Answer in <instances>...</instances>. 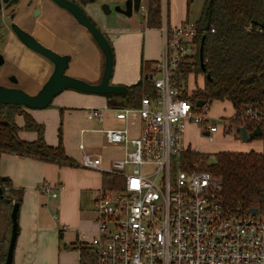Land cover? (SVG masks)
<instances>
[{
	"label": "crops",
	"instance_id": "0c3cea01",
	"mask_svg": "<svg viewBox=\"0 0 264 264\" xmlns=\"http://www.w3.org/2000/svg\"><path fill=\"white\" fill-rule=\"evenodd\" d=\"M126 1L95 0L83 6V9L112 46L115 70L110 83L130 87L147 77L148 73L150 76L155 74L162 55L163 36L160 29L148 28L146 25L145 13L141 9L147 10L148 0H141L139 13L130 17L116 11L117 8L125 9ZM195 1L163 0L166 24L171 27L184 22L196 24L206 0H202L198 7L197 21L192 22ZM104 5L109 6V14L102 10ZM31 29L50 48L61 55L71 56L67 71L69 76L90 84L101 82L105 57L89 32L68 12L59 13L52 8L44 23L36 20ZM12 40L9 50H5L6 59L12 68L6 69L5 76L15 74L19 80L18 88L36 95L52 75L53 68L36 54L24 53V47ZM5 78L0 82L2 85L7 83ZM229 105L230 115L217 118L233 115V107L231 103ZM90 109L104 110V122L88 120ZM119 109L109 106L106 95L83 94L71 89H65L45 110L26 109L38 124L45 127L44 137L50 146H58L61 130L66 154L76 165H59L18 154L0 156V177L6 181L4 188L12 197L11 206L21 198L13 264H80L84 256L82 250L88 253V243L98 234L94 217L95 201L101 191L107 190L104 177L108 173L104 169L124 155L122 148L106 142L102 130L129 127L132 136L140 132L141 121L137 115H131L127 123L116 120L115 111ZM16 124L21 128L19 137L22 140H37L36 132L24 129L25 120L22 116L17 117ZM226 135L219 132L216 138ZM232 137L237 143L233 142L232 147H223L215 153L264 152L262 139L245 143L236 132ZM197 138L204 140L200 127H189L187 143L200 147ZM91 142L96 145L89 144ZM81 145H84V149L80 148ZM85 155L99 161L98 166L102 169L84 167L82 160ZM44 185L63 186V189L58 191V197L53 198L42 193L41 187ZM11 206H0V216L4 219L0 221V246L6 250L12 232L9 221Z\"/></svg>",
	"mask_w": 264,
	"mask_h": 264
},
{
	"label": "built area",
	"instance_id": "2783aa9c",
	"mask_svg": "<svg viewBox=\"0 0 264 264\" xmlns=\"http://www.w3.org/2000/svg\"><path fill=\"white\" fill-rule=\"evenodd\" d=\"M163 20L162 55L151 75L156 97L115 111L123 123L137 115L139 135L132 136L129 127L102 130L109 145L124 151L104 169L121 185L97 196L98 234L80 264H264V217L229 212L210 173L184 169L182 156L201 152L187 143L189 127H200L204 140L213 143L219 132L228 135L229 123L222 118L211 123L210 106L199 108L173 84L180 65L199 53L198 32L190 22L169 26L165 13ZM247 115L260 117L251 110ZM87 118L103 123L105 111L90 109ZM98 163L89 155L82 160L86 168L102 169ZM61 189L41 187L53 198Z\"/></svg>",
	"mask_w": 264,
	"mask_h": 264
},
{
	"label": "trees",
	"instance_id": "16d2710c",
	"mask_svg": "<svg viewBox=\"0 0 264 264\" xmlns=\"http://www.w3.org/2000/svg\"><path fill=\"white\" fill-rule=\"evenodd\" d=\"M209 1L206 0L195 24L199 53L180 65L172 82L183 97L194 104L198 101H205L209 106L214 102L231 103L234 113L225 118L229 123L228 135L238 133L237 128L242 126L251 132L258 124H264V0H213L211 7ZM145 21L148 28L162 27L163 0H148ZM189 75L196 78L202 75L203 87L195 86L193 91L190 90L187 86ZM128 89L129 92L121 97L106 95L109 106L116 109L137 107L144 97L157 95L149 73ZM248 110L257 113L259 119L247 115ZM18 116L25 120L24 129L37 133V140L29 142L19 137ZM44 132L45 127L38 124L24 107L0 105V156L18 154L75 166L66 154L61 130L56 147L46 142ZM260 139L264 140V137L255 140ZM211 155L187 151L182 156L184 169L210 173L220 183L219 195L229 212L245 214L258 208L260 216L264 217V152L224 151ZM212 157L214 163L210 164ZM104 179L105 189H118V177L108 174ZM5 183L0 177L4 193L0 205L11 206L13 200L4 188ZM6 199L11 202L7 203ZM20 202L19 197L17 203ZM7 251L0 246V264H5ZM82 254L87 257L85 250Z\"/></svg>",
	"mask_w": 264,
	"mask_h": 264
},
{
	"label": "water",
	"instance_id": "95a60500",
	"mask_svg": "<svg viewBox=\"0 0 264 264\" xmlns=\"http://www.w3.org/2000/svg\"><path fill=\"white\" fill-rule=\"evenodd\" d=\"M60 8L68 12L77 23L84 27L91 37L94 39L105 57V69L99 84H90L81 79L71 77L67 74L69 69L71 56L61 55L52 49H49L39 43L33 36L16 27L14 30L20 41L30 50L48 59L53 65L54 70L50 78L43 85L41 90L36 95H30L19 88H8L0 85V105H14L24 107L28 110H45L49 108L53 100L60 95L65 89H71L83 94L95 95H115L124 96L129 92L126 86H116L110 83L114 70V53L112 46L105 36V34L98 28V26L91 21L85 10L78 4L70 0H51ZM93 1V0H92ZM213 0L209 1L211 7ZM141 7V0H127L125 9L117 8L116 11L126 16L138 14ZM102 10L105 13H110L111 10L108 5H104ZM209 27V22L207 28ZM201 57L203 52V45L201 46ZM203 63V60H201ZM204 66V65H203ZM204 68V67H203ZM206 105L205 101H198L199 108ZM239 139L242 142L248 143L258 137H264V124H258L256 128L249 132L247 127L242 126L237 128ZM208 135V133H205ZM4 198L3 188L0 186V199ZM7 203L11 201L6 199ZM20 204L14 203L11 213L12 232L10 243L7 251L5 264H13L14 253L18 239V215ZM252 216L259 215L258 208H252L248 211Z\"/></svg>",
	"mask_w": 264,
	"mask_h": 264
},
{
	"label": "flooded vegetation",
	"instance_id": "af4514ba",
	"mask_svg": "<svg viewBox=\"0 0 264 264\" xmlns=\"http://www.w3.org/2000/svg\"><path fill=\"white\" fill-rule=\"evenodd\" d=\"M70 1L78 4L82 8L83 6L89 5L91 2H95V0ZM52 8L59 13L62 11L66 12L51 0H0V82H3V78L5 77V81L7 82L5 83V85H2L0 83L1 86H5L8 88H18L19 86V80L16 78L15 74L5 76L6 69H8L9 67L12 68L5 55V50H9L11 45L10 43L13 41L12 39H14L15 42H18L19 44H21V46L24 47V53L30 52L36 54L44 61H46V63L48 62L54 70V65L48 59L27 48L14 32V29L18 27L29 35L33 36L43 46L52 49L44 42L40 41L33 34V30L31 29V26L35 23L36 20H40L44 23L45 19L49 16ZM89 18L92 22H94L92 17L89 16ZM54 51L57 52L56 50Z\"/></svg>",
	"mask_w": 264,
	"mask_h": 264
},
{
	"label": "rangeland",
	"instance_id": "374dc122",
	"mask_svg": "<svg viewBox=\"0 0 264 264\" xmlns=\"http://www.w3.org/2000/svg\"><path fill=\"white\" fill-rule=\"evenodd\" d=\"M201 2L202 0H196L195 3L193 4L192 6V11H193V15L191 16V21L192 22H196L198 18H196V15L198 13V7L201 6ZM200 5V6H199ZM100 29V28H99ZM114 70H115V66H114ZM155 74H157V70H155ZM203 84H204V78L202 75H199L197 78L194 76V75H189L188 76V81H187V86L190 90H194V86H198V87H203ZM59 96V95H58ZM57 96V97H58ZM26 110V108H24ZM28 113V111H26ZM210 117H211V120L210 122L211 123H214V122H218L216 120L217 117H220L221 116H227V115H230L231 113V108H230V105L229 103H223V102H214L211 104L210 106ZM17 119V117H16ZM225 119V118H224ZM233 135L231 136H224L223 138L218 136V138H216V140L213 142V143H208L206 142L205 140L203 139H200L197 138V141H199V143L197 145H200L201 147V152L202 153H208L209 155L210 154H214L216 151L222 149L223 147H232L233 145V142H235V140L233 139L232 137ZM237 143V142H235ZM91 145H96L95 142H91L89 143ZM216 154V153H215ZM211 155V156H212ZM210 164H213L214 163V160H210L209 162ZM121 185V184H120ZM1 206V205H0ZM1 210V208H0ZM94 217H95V214H94ZM0 221H4L3 217L0 216ZM10 221V220H9ZM2 228H3V224L1 225V231H2ZM1 234V232H0Z\"/></svg>",
	"mask_w": 264,
	"mask_h": 264
}]
</instances>
